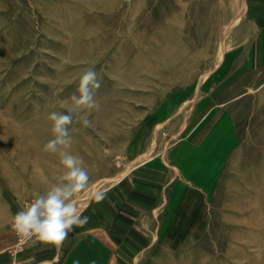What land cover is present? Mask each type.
Masks as SVG:
<instances>
[{"label": "rangeland", "instance_id": "obj_1", "mask_svg": "<svg viewBox=\"0 0 264 264\" xmlns=\"http://www.w3.org/2000/svg\"><path fill=\"white\" fill-rule=\"evenodd\" d=\"M248 7L247 0H0V246L11 236L18 254L31 242H20L12 219L46 190L43 177L57 183L65 171L43 150L53 138L48 116L66 112L62 102L84 72L94 68L101 86L93 127L69 126V151L90 177L74 197L81 209L137 162L165 159L197 122L201 99L204 142L237 77L228 64ZM237 110L238 147L227 145L221 164L208 167L215 148L202 146V177L195 168L179 181L184 190L160 213L153 244L125 264H264V107L256 98Z\"/></svg>", "mask_w": 264, "mask_h": 264}, {"label": "crops", "instance_id": "obj_2", "mask_svg": "<svg viewBox=\"0 0 264 264\" xmlns=\"http://www.w3.org/2000/svg\"><path fill=\"white\" fill-rule=\"evenodd\" d=\"M247 1L250 4L248 16L235 33L243 42L231 49L228 64L231 74L237 77L231 79L225 91L229 93L223 96L226 100L215 105L214 122L209 127L212 132L204 142L201 99L192 114V118L198 117L197 122L170 146L166 158L137 162L127 176L104 190L106 199L97 203L91 197L82 209L83 216L89 218L88 223L83 227L74 226L62 249L31 241L17 254L10 251L15 241L10 236L0 246V264H13L14 261L22 264L30 258H34L32 264H73L76 260L80 264H125L127 259L135 258L153 244L160 213L169 200H175L179 187L184 190L179 181L191 177L190 171L195 168L202 177V146L212 144L215 148L214 159L207 157L204 164L208 167L221 164L223 148L233 143V148L238 147L235 115L243 101L257 98L262 100L264 107V0ZM198 127L200 130L195 133ZM188 137H192L188 145L191 148L186 147V143L180 144Z\"/></svg>", "mask_w": 264, "mask_h": 264}, {"label": "clouds", "instance_id": "obj_3", "mask_svg": "<svg viewBox=\"0 0 264 264\" xmlns=\"http://www.w3.org/2000/svg\"><path fill=\"white\" fill-rule=\"evenodd\" d=\"M100 86L95 69L87 70L79 78L77 91L62 102L66 112L54 111L48 116L52 122L53 138L44 145L43 150L57 154L65 171L57 183H50L47 177H43L46 190L36 193L32 202L13 217L11 227L22 244L29 241L39 242L60 250L74 226L83 227L88 223L89 218L83 216V210L77 206L74 197L87 189L90 177L83 166V159L69 151L73 143L69 126L76 120L85 128L93 127L89 117L92 111L100 109L95 98ZM106 196L104 190L92 193V199L97 203L106 199ZM33 259L30 258L22 264H32ZM73 264L80 262L76 260Z\"/></svg>", "mask_w": 264, "mask_h": 264}, {"label": "built area", "instance_id": "obj_4", "mask_svg": "<svg viewBox=\"0 0 264 264\" xmlns=\"http://www.w3.org/2000/svg\"><path fill=\"white\" fill-rule=\"evenodd\" d=\"M16 234V233H15ZM17 235V234H16Z\"/></svg>", "mask_w": 264, "mask_h": 264}]
</instances>
